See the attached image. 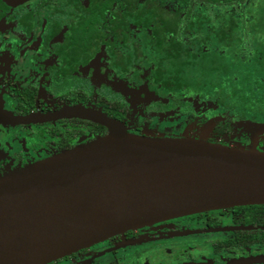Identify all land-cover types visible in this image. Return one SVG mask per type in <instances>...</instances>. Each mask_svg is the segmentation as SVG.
I'll return each instance as SVG.
<instances>
[{"label": "flooded vegetation", "instance_id": "af4514ba", "mask_svg": "<svg viewBox=\"0 0 264 264\" xmlns=\"http://www.w3.org/2000/svg\"><path fill=\"white\" fill-rule=\"evenodd\" d=\"M260 27L264 0H0V177L108 133L66 111L104 114L136 136L245 148L260 125L248 120L264 115L219 106L229 80L187 91L185 79L215 76L216 60L230 65ZM49 264H264V204L168 219Z\"/></svg>", "mask_w": 264, "mask_h": 264}, {"label": "water", "instance_id": "95a60500", "mask_svg": "<svg viewBox=\"0 0 264 264\" xmlns=\"http://www.w3.org/2000/svg\"><path fill=\"white\" fill-rule=\"evenodd\" d=\"M80 115L63 116L108 133L0 177V264H49L168 219L264 204V152L136 136L104 114Z\"/></svg>", "mask_w": 264, "mask_h": 264}, {"label": "trees", "instance_id": "16d2710c", "mask_svg": "<svg viewBox=\"0 0 264 264\" xmlns=\"http://www.w3.org/2000/svg\"><path fill=\"white\" fill-rule=\"evenodd\" d=\"M261 34L254 47L235 48L236 53L232 52L233 60L226 72H216L222 80L219 84L225 86L229 80L231 85V91L227 89L226 95L216 98L217 104L240 118L264 115V31Z\"/></svg>", "mask_w": 264, "mask_h": 264}, {"label": "rangeland", "instance_id": "374dc122", "mask_svg": "<svg viewBox=\"0 0 264 264\" xmlns=\"http://www.w3.org/2000/svg\"><path fill=\"white\" fill-rule=\"evenodd\" d=\"M262 30L264 29V27H260ZM233 52L236 53V49L235 47L232 49ZM208 64H206V67H207ZM230 65H228L226 63V60H220V59H217L216 60V72H226L228 70ZM189 77H187L185 79V81L188 83V85L190 87H185V89H192V90H195L194 88H200V89H209V90H212V87H219V82H221L222 80L219 78V75L220 73H218L216 75V78L215 76L213 75H210L208 72H206L204 74V72L202 71H198L197 69H193L192 71L189 72ZM203 83H207L208 85H204ZM192 84H195V85H192ZM199 84H202L204 85L203 86H199ZM230 84V82H229ZM228 84V85H229ZM244 85V84H243ZM244 88V87H243ZM188 91V90H187ZM245 133V136L249 135L248 136V140L247 137H245V142H246V146L244 149H257L261 152H264V140H262L263 138L261 137H264V124L263 125H253V126H250L248 131L244 132ZM231 145H233V147H241L242 148V145L241 144H236V143H230Z\"/></svg>", "mask_w": 264, "mask_h": 264}]
</instances>
